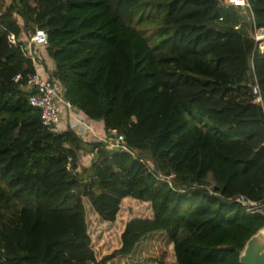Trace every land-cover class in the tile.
<instances>
[{"label": "trees", "instance_id": "obj_1", "mask_svg": "<svg viewBox=\"0 0 264 264\" xmlns=\"http://www.w3.org/2000/svg\"><path fill=\"white\" fill-rule=\"evenodd\" d=\"M0 1V264H121L160 238L161 264H241L264 228L239 198L264 202V0ZM38 28L66 101L135 157L43 125L8 43Z\"/></svg>", "mask_w": 264, "mask_h": 264}, {"label": "built area", "instance_id": "obj_2", "mask_svg": "<svg viewBox=\"0 0 264 264\" xmlns=\"http://www.w3.org/2000/svg\"><path fill=\"white\" fill-rule=\"evenodd\" d=\"M219 7L224 9L230 8H248L251 10L249 0H215ZM3 15L0 1V17ZM239 29V26L236 27ZM256 43V51L264 55V28L255 26L252 35ZM13 33L8 34V43L10 47H19L24 57L30 60L34 66L35 72L26 75L19 74L13 80L20 82L26 81L25 90L29 92V103L32 107L40 110L42 123L52 132L60 133L62 125L65 129L72 130L85 141L86 137L93 136L97 143L105 145V148L111 151H123L130 153L134 157L135 153L126 145L125 137L116 129H111L102 136L89 121L79 116L77 110L64 98L62 87L51 77V72L46 64L45 51L49 45L48 31L45 29H36L33 35L27 36L23 42ZM254 102L261 106L264 105V99L260 86L256 83L253 85ZM63 109L67 113L66 118H62ZM65 130V131H66ZM63 132V131H62ZM101 135V136H100ZM89 142V141H88ZM163 180L167 177L162 176ZM169 179V178H167ZM244 199L245 210L249 214L264 213V202H256ZM107 264H112L111 262Z\"/></svg>", "mask_w": 264, "mask_h": 264}, {"label": "rangeland", "instance_id": "obj_3", "mask_svg": "<svg viewBox=\"0 0 264 264\" xmlns=\"http://www.w3.org/2000/svg\"><path fill=\"white\" fill-rule=\"evenodd\" d=\"M157 1H164V0H157ZM243 14H247V10L252 11V9L246 8H241L240 9ZM252 17V19H251ZM251 17L249 18V21L252 22L254 21V16L251 12ZM139 31H141L147 38H149L148 33L152 34V30L147 31L144 26H136ZM150 43H154L153 39L150 38ZM67 113H65L64 109L62 112V118H66ZM205 126H209L210 128H216L214 124L210 123L209 121L205 120ZM98 131V130H97ZM101 136V135H100ZM103 136V134H102ZM104 137V136H103ZM87 141L89 142H95L96 139L93 136H88L86 137ZM94 159V154H88L84 153L81 155V164L83 166H90L92 163V160ZM156 244H153V246L149 250H145L144 248H139V246L136 249V252L133 256L130 258L125 259L122 261L121 264H161L163 263L165 259V245H166V239L165 238H160L157 240H154Z\"/></svg>", "mask_w": 264, "mask_h": 264}, {"label": "water", "instance_id": "obj_4", "mask_svg": "<svg viewBox=\"0 0 264 264\" xmlns=\"http://www.w3.org/2000/svg\"><path fill=\"white\" fill-rule=\"evenodd\" d=\"M254 85V83H252ZM241 264H264V228L246 244L240 255Z\"/></svg>", "mask_w": 264, "mask_h": 264}, {"label": "crops", "instance_id": "obj_5", "mask_svg": "<svg viewBox=\"0 0 264 264\" xmlns=\"http://www.w3.org/2000/svg\"><path fill=\"white\" fill-rule=\"evenodd\" d=\"M45 57H46V64L48 65V69L49 70H53L54 69V63H53V61L48 57V55H47V52L45 51ZM77 113H78V115L79 116H82V117H84L81 113H80V111H78L77 110ZM85 118V117H84ZM86 119V118H85ZM87 121H89L88 119H86ZM94 127H95V125H94V122H92L91 120L89 121ZM97 128V127H96ZM101 127H99V129H100ZM98 129V128H97ZM98 129V130H99ZM66 129H65V126L64 125H62V130H61V132L62 131H65ZM100 131V130H99ZM103 135H105V134H103Z\"/></svg>", "mask_w": 264, "mask_h": 264}]
</instances>
